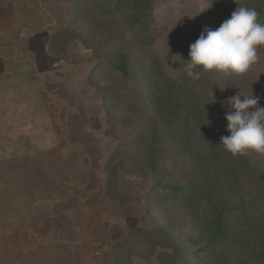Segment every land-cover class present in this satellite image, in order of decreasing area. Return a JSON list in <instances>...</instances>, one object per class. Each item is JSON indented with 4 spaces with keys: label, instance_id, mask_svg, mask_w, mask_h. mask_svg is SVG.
Instances as JSON below:
<instances>
[{
    "label": "rangeland",
    "instance_id": "obj_1",
    "mask_svg": "<svg viewBox=\"0 0 264 264\" xmlns=\"http://www.w3.org/2000/svg\"><path fill=\"white\" fill-rule=\"evenodd\" d=\"M65 2H29L38 9V20L18 26L0 74V264H115L126 260L111 251L128 229H150L171 217L153 200L148 211L153 181L146 167L120 153L119 139L107 133L110 119L96 88L106 85L104 77L89 76L97 63L94 49L73 39L61 56L48 53L50 37L68 24ZM152 6L155 47L148 51L164 66L173 58L174 31L186 26L198 39L205 27L220 26L210 0H153ZM92 21L95 31H102ZM257 55V63L238 76L240 93L249 85L264 88V58ZM129 101L117 112L119 119L129 116ZM188 166L176 158L160 178L185 184ZM107 175L114 176V189L105 194ZM173 228V238L186 245L191 229ZM161 251L151 258L131 254L130 260L159 264Z\"/></svg>",
    "mask_w": 264,
    "mask_h": 264
},
{
    "label": "trees",
    "instance_id": "obj_2",
    "mask_svg": "<svg viewBox=\"0 0 264 264\" xmlns=\"http://www.w3.org/2000/svg\"><path fill=\"white\" fill-rule=\"evenodd\" d=\"M210 2L219 25L241 6L254 8L264 23V0ZM152 3L66 0L68 24L48 45L52 57L61 56L73 39L94 49L97 63L89 76L97 81L104 77L106 85L96 88L111 120L107 133L119 139L120 153L146 167L153 181L148 211L153 200L171 216L150 229H128L125 239L111 251L117 256L122 252L126 260L115 264H132L134 254L151 258L158 248L162 249L157 255L159 264H264L263 155L249 151L233 157L219 147L221 137L230 135L225 116L234 111L228 101L240 93L239 77L216 72H201L199 80L188 77L185 61L197 38L186 26L174 31L173 58L164 66L157 53L148 51L155 47L150 29ZM93 19L102 31H95ZM113 31H117L114 38ZM257 52L264 58V48ZM224 87L230 91L227 97ZM245 89L242 97L253 93L264 107V88L249 85ZM128 98L130 114L119 119L117 112ZM176 158L189 164L185 184L160 178L168 162ZM114 176L107 175L105 194L114 189ZM178 225L191 229L186 245L173 238L172 228Z\"/></svg>",
    "mask_w": 264,
    "mask_h": 264
},
{
    "label": "clouds",
    "instance_id": "obj_3",
    "mask_svg": "<svg viewBox=\"0 0 264 264\" xmlns=\"http://www.w3.org/2000/svg\"><path fill=\"white\" fill-rule=\"evenodd\" d=\"M258 16L254 8L241 6L219 28L205 27L190 45L187 76L199 80L201 72L246 74L258 61V48H264V23ZM228 103L234 109L225 116L230 135L221 137L219 147L233 157L249 151L264 155V107L259 97L238 93Z\"/></svg>",
    "mask_w": 264,
    "mask_h": 264
},
{
    "label": "crops",
    "instance_id": "obj_4",
    "mask_svg": "<svg viewBox=\"0 0 264 264\" xmlns=\"http://www.w3.org/2000/svg\"><path fill=\"white\" fill-rule=\"evenodd\" d=\"M32 0H0V74L6 68V56L10 50L9 42L16 41L18 26L32 24L38 20V9L29 5ZM17 24V25H16ZM37 33H35V37ZM51 40V37H50ZM1 81V80H0Z\"/></svg>",
    "mask_w": 264,
    "mask_h": 264
}]
</instances>
